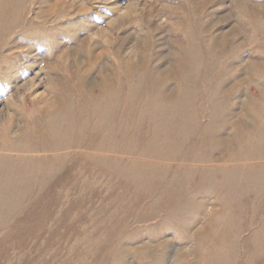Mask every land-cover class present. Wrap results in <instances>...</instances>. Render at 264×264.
<instances>
[{
	"label": "rangeland",
	"instance_id": "374dc122",
	"mask_svg": "<svg viewBox=\"0 0 264 264\" xmlns=\"http://www.w3.org/2000/svg\"><path fill=\"white\" fill-rule=\"evenodd\" d=\"M0 264H264V0H0Z\"/></svg>",
	"mask_w": 264,
	"mask_h": 264
}]
</instances>
